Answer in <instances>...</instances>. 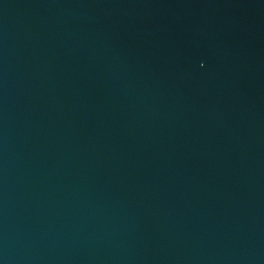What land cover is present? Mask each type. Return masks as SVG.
<instances>
[{
  "label": "water",
  "instance_id": "1",
  "mask_svg": "<svg viewBox=\"0 0 264 264\" xmlns=\"http://www.w3.org/2000/svg\"><path fill=\"white\" fill-rule=\"evenodd\" d=\"M0 264H264V0H0Z\"/></svg>",
  "mask_w": 264,
  "mask_h": 264
}]
</instances>
